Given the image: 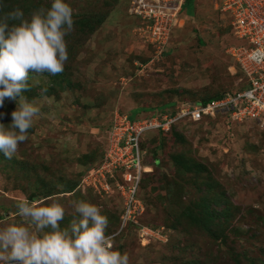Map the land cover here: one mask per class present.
<instances>
[{
    "label": "rangeland",
    "instance_id": "374dc122",
    "mask_svg": "<svg viewBox=\"0 0 264 264\" xmlns=\"http://www.w3.org/2000/svg\"><path fill=\"white\" fill-rule=\"evenodd\" d=\"M131 1L65 0L74 25L65 37L64 70L29 73L22 94L39 114L11 159L0 152V227L19 220V199L58 196L66 210L64 227L73 218L74 201L99 206L108 218L106 234L119 235L114 246L128 255L129 264H264V127L231 122L224 115L180 124L174 133L144 135L147 163L158 156L160 164L146 169L139 191L143 213L138 218L146 210L145 215L120 234L125 196L117 184L123 178L115 173L114 180H102L97 173L116 116L134 120L146 113L141 108L199 101L246 84L227 53L246 43L235 37L221 0H189L170 51L153 63L154 50L136 32L140 22L130 13ZM3 2L5 15L19 8L25 18L51 6V0ZM15 109L16 102L5 98L0 124H11ZM184 158L200 168L188 172ZM75 182L78 186L69 192ZM106 184L110 189L105 191ZM222 192L224 205L238 212L231 224L220 215L207 232L196 229L194 205L206 194L217 199ZM220 231L223 235L215 237Z\"/></svg>",
    "mask_w": 264,
    "mask_h": 264
},
{
    "label": "clouds",
    "instance_id": "9594fccd",
    "mask_svg": "<svg viewBox=\"0 0 264 264\" xmlns=\"http://www.w3.org/2000/svg\"><path fill=\"white\" fill-rule=\"evenodd\" d=\"M73 10L65 0H51L29 18L17 8L0 18V106L5 98L16 102L7 127L0 124V152L11 159L39 107L22 93L28 89L29 73H62L68 59L65 37L73 31ZM251 59L264 62V50ZM43 91H46L43 90ZM58 196L16 203L19 220L0 227V264H129L126 253L114 249L113 236L106 234L108 218L99 206L73 202V218L66 215Z\"/></svg>",
    "mask_w": 264,
    "mask_h": 264
},
{
    "label": "built area",
    "instance_id": "2783aa9c",
    "mask_svg": "<svg viewBox=\"0 0 264 264\" xmlns=\"http://www.w3.org/2000/svg\"><path fill=\"white\" fill-rule=\"evenodd\" d=\"M186 0H132L130 13L140 23L136 32L147 47L154 50L155 60L163 58L174 29L179 27ZM221 11L231 16L233 32L243 46H231L227 53L241 66L246 84L240 90L227 92L222 97L205 103H177L164 113L131 120L129 116H116L106 147L103 165L97 170L102 180L118 182L125 196L122 226L135 222L143 213L139 191L144 173L151 169L143 164L144 152L140 142L149 131L169 132L186 122L200 123L204 119L225 116L235 123L254 122L264 127V62L251 59L253 52L264 50V0H221ZM108 177V178H107ZM106 190L110 185L106 184Z\"/></svg>",
    "mask_w": 264,
    "mask_h": 264
},
{
    "label": "trees",
    "instance_id": "16d2710c",
    "mask_svg": "<svg viewBox=\"0 0 264 264\" xmlns=\"http://www.w3.org/2000/svg\"><path fill=\"white\" fill-rule=\"evenodd\" d=\"M189 0H186V3H185V5L187 4V2H188ZM184 5V6H185ZM0 7H3L1 10L2 11H0V13H2V15L4 16L5 15V12H6V9H7V6H6V4L3 2V4H0ZM3 11H5V12H3ZM169 45H170V42H169ZM169 45H168V47H169ZM151 48V47H150ZM152 49V48H151ZM153 50V49H152ZM170 51V49L167 51V53ZM166 53V54H167ZM165 54V55H166ZM236 63V62H235ZM237 64V63H236ZM237 66H238V69H239V71L241 72V74L243 75V77H245L244 76V72H243V70H242V68H241V66H239V64H237ZM245 86V85H244ZM240 90V89H239ZM237 91V90H236ZM225 93H227V92H225ZM225 93H222V94H218V95H215V96H212V97H210V98H206V99H202V100H199V101H195V100H193V101H185V102H171V103H167V104H164V105H161V106H158V107H151V108H141L142 110H144V111H146V113H143V114H141L138 118H136V119H134V120H138V119H140V117H143V116H146V115H151V114H155V113H164V112H166V110H170V108H174L175 106H176V104L177 103H205V102H209V101H212V100H214V99H218V98H220V97H222ZM129 118H130V116H129ZM133 120V119H132ZM133 120V121H134ZM179 128V126H176V125H174L172 128H171V130L169 131V132H164L163 133V131H159L158 132V134H168V133H174L177 129ZM143 139H144V137L142 138V140H141V142H140V146H141V150H142V152H144L143 151V144H142V142H143ZM106 151V150H105ZM155 153L153 152V155H154ZM156 155V154H155ZM147 159H146V157H145V152H144V158H143V164L145 165V166H149V167H152V168H154V167H157L158 166V164H160V159L158 158V156L156 157V158H154V160H153V163L152 164H149V163H147V161H146ZM182 166L185 168V169H187V171L188 172H190V171H194V170H197L198 168H200V166H197V164L195 163V161H193V159L192 158H189V159H186V158H184L183 159V163H182ZM145 174H147V172L146 173H144L143 174V176H142V180H141V185H140V187H141V189H142V184H143V180H144V178H145ZM78 186V183L77 182H75V184L74 185H71L70 187H69V192H72L74 189H76V187ZM140 189V190H141ZM207 193V192H206ZM139 196V195H138ZM225 198H224V192H222L221 194H220V196L217 198V199H212L211 197H210V195H208V194H206L205 196H203V198H201V200L198 202V203H196L194 206L195 207H197L198 208V210H199V214H198V216H196V219H195V222H194V224H196L197 226H195L196 227V229H198V230H200V231H202V232H207V229L210 227V226H212V225H216L217 223H218V220H219V218H220V215H221V220H224V217H225V215H227V217L228 218H225V222L227 223V221H228V219H229V222H230V224H231V217L233 216V214L234 213H238L236 210H235V212L233 211V206H230L229 204L226 206V205H224L226 202L225 201H222V200H224ZM211 201L213 202V203H215L216 204V206L217 207H219V209H217V208H212V203H211ZM221 206H223L224 208H220ZM227 210H229V211H227ZM145 212H146V210H145ZM145 212H144V214L142 215V216H144L145 215ZM232 213V214H231ZM142 216H140L139 218H137L136 219V221L135 222H128V223H126L124 226H123V229L121 230V232H120V234L122 233V232H124L125 230H127L128 229V227L129 226H134V225H138V223L140 222L139 221V219H141V217ZM180 221V220H179ZM64 225H65V222L64 221H62L61 222V226L62 227H64ZM121 225H122V220L119 218V229L118 230H120V227H121ZM237 230V229H236ZM236 230H234V231H236ZM231 231H232V227H231ZM237 231H239V230H237ZM115 234V232L113 233H111V234H109V235H114ZM220 235H223L222 233H221V231H220V233H216L215 234V237H219ZM117 236H119V235H117ZM117 236H114V238H113V242H115V239H116V237ZM223 239H224V236L222 237ZM114 249L115 250H118V249H116V247L114 246ZM248 256V255H247ZM237 259V258H236ZM240 262V261H239ZM193 264H198L196 261H193Z\"/></svg>",
    "mask_w": 264,
    "mask_h": 264
},
{
    "label": "crops",
    "instance_id": "0c3cea01",
    "mask_svg": "<svg viewBox=\"0 0 264 264\" xmlns=\"http://www.w3.org/2000/svg\"><path fill=\"white\" fill-rule=\"evenodd\" d=\"M197 1V0H196ZM131 5V4H130ZM196 7H197V4L195 2V5H194V10L196 11ZM188 17V16H187ZM180 25V24H179Z\"/></svg>",
    "mask_w": 264,
    "mask_h": 264
}]
</instances>
